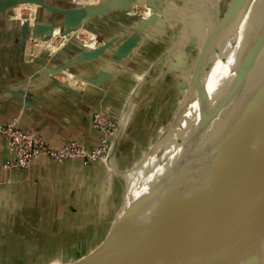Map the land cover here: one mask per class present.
<instances>
[{
    "label": "crops",
    "instance_id": "obj_1",
    "mask_svg": "<svg viewBox=\"0 0 264 264\" xmlns=\"http://www.w3.org/2000/svg\"><path fill=\"white\" fill-rule=\"evenodd\" d=\"M47 1L62 6L60 0ZM126 1L110 0L108 13L88 21L90 35L60 36L55 47L59 41L53 38L49 50L28 40L34 22L25 20L26 25L8 14L31 4L0 15V125L17 120L21 129L52 146L75 139L92 147L102 136L93 125L95 112L118 122L108 157L89 165L81 160L57 163L40 155L25 168L4 169L13 151L0 133V264H75L85 259L114 229L126 179L144 173L157 153L151 145L147 158L128 170L152 140L149 129L154 125L144 114L155 110L158 119L169 99L179 95H169L167 89L184 90L179 73L190 53L186 42L193 33L194 2L145 0L142 20L126 13ZM36 17L39 24L50 23ZM42 47L45 51H39ZM163 183L165 178L153 184ZM151 205L138 215V223L150 219ZM206 241L210 248L213 242Z\"/></svg>",
    "mask_w": 264,
    "mask_h": 264
},
{
    "label": "rangeland",
    "instance_id": "obj_2",
    "mask_svg": "<svg viewBox=\"0 0 264 264\" xmlns=\"http://www.w3.org/2000/svg\"><path fill=\"white\" fill-rule=\"evenodd\" d=\"M143 1L145 2V0ZM192 1L194 2L192 6L194 8L191 7V9L195 11V13H193L195 17L194 18L195 23H193L192 26L190 25L189 30L190 32L193 33L190 35L188 42H186L189 45L188 46L189 48L186 49V51L190 53H188L185 56L184 58L185 61L183 62V66H184L183 71L182 72L180 71L179 73L180 76L183 77L184 79V83H185L184 90H180V87L178 90L177 86L174 89L171 88L167 89L169 95L172 94V91H175V93L179 91V95L177 96V98L179 99H177L176 97L173 100L169 99L170 104L167 103L164 105L163 114L159 113L158 119H155L153 116L155 110L153 111V114H149V112H146L144 114L146 119L148 118L149 120H151V122H153L154 125L153 129H149V131L151 130L150 132L152 134L151 135L152 140H149V142L145 144L144 146L145 150H143L140 160L137 161V163H134L133 167H130L128 170L129 171L135 170L136 169L135 167L140 165L147 158L150 151H152L151 149H149L151 145L154 146V149H157V153H155V155L152 156L151 161H149V163H157L156 164L157 167L151 171L152 172L151 176L152 175L154 176L156 174L155 178L156 177L157 178L156 179L151 178L149 184L150 183L153 184L155 182H161L163 181L164 178L166 179L165 183L159 184L158 188L154 190L153 188L151 189V187L148 186L149 185L148 182L146 183L145 180L142 181V185H143L142 188L144 187L145 190L149 192V195L151 197L150 204L153 205L149 207L150 211H148V215L150 213L153 219L159 218L160 220L161 219L165 220L166 218L164 216H166L167 213L169 212L171 213L174 209L177 208L179 209L180 207H182L183 204H187L190 200H192L195 197L196 198L195 210L190 219V222L193 224L195 220L194 215L200 212L202 205L204 203V198H205L204 191L206 189L208 190L211 188L216 190L217 192H222L216 194L215 196L217 197V199L220 196L222 198V202H223V208L221 211L222 214H220L219 212L213 213L209 216V218L202 219L201 222H199L196 226L195 225L191 227L189 226L190 231L187 235L189 240L187 239L186 241H184L182 246L184 250L188 249L186 251L187 253L190 250H192L194 247H197V245L202 246V244H205L204 246H202V248L207 249L208 242L206 240L213 242V244H211L210 247L211 248L214 247V249L210 254H208L206 257H204L201 261L198 262V263H202L203 261H206L216 256L225 247L227 240L229 239L233 224V215L236 209L235 197H236V191H238V189H236L237 187H236L235 170L237 167V163L240 160L239 155L241 151L240 143L242 139L241 137L242 118H243V111L246 102L247 92L250 85L252 69L254 66L255 57L258 49V43L264 28V0L247 1L244 4V7L240 11V13L238 15L235 14L234 17H233L234 8L238 2L234 5L233 3L236 0H192ZM88 2H94L93 4H95L96 6L102 3L103 0H60L59 1V3L62 4V6L60 7H64V8L76 7V6L79 7L89 6ZM144 2L142 1L140 2V0H134V1L131 0L129 6L126 9L127 10L126 13L131 15L132 17L143 20V16H145L147 13ZM28 6L29 7L19 8L17 10L13 9L14 11L11 10L12 12L9 10L8 12V14L14 15L15 17H18L24 22L25 20L28 21L31 20L32 22L35 23L33 24L34 26L30 27L28 36L29 34L31 36V33H33V35H36L34 31L36 29V25L39 24L38 18L36 17L37 14L42 15L43 18H45V20L47 19L46 21L49 22L52 21L58 22V21H62L63 19L62 15L49 12L41 6L38 5L37 6L28 5ZM3 14H5V12H3L0 15ZM25 23L26 25H28L27 23L29 22H25ZM90 25L91 24L87 22L84 23V25H81L80 27L73 26L65 33L62 27L57 28L58 30L57 29L55 30L54 39L55 41L58 40L59 42L54 44V47L58 43L62 42L59 40L61 38L60 36H64L67 33H72V34L75 33V35L79 37L82 35H85L84 37H86L87 34L90 35L91 34ZM229 31L232 32L231 37H228V34L230 33ZM186 35L188 34L185 33V37ZM220 39L223 40L221 45L218 47V49L209 59L207 53L204 54L202 53L203 48L207 46L206 45L207 43H215ZM225 39L226 40L228 39L230 42H232L231 51L234 48V46L236 47L233 49L230 56L226 58V67L230 69L232 67L234 68V70H237L236 72L238 74L237 80L240 81L239 84L236 81L232 83L228 82L227 83L228 86H225V89L222 87L223 86L222 85L221 87H218L217 91L215 92L212 105L208 112V117L205 120V126L209 125V123H211L212 121L218 123L219 126L217 127L214 136H212L210 140V144L206 152L204 153L202 162L196 174H194L195 172H193V166H191L190 182L186 186V193L184 191V196L180 198L179 190L176 187L180 181L182 182V178L180 175H176L177 164L175 162V159L172 160L173 157L172 151L174 145L173 142H175L177 132L179 131V129H181L180 127H181L182 116L187 107L186 104L188 102L191 85L193 83V80L196 78L197 73H199L195 67L198 64L200 65V62H202L203 59H205L206 64L203 69V72L202 74L198 75V78L201 79H196L193 83V85H195L196 83H199V80H201L198 88L196 90L194 89L195 91L193 90L192 96L194 95V100L192 105H190L189 107V111L191 114H193L192 112H194L193 109L195 108L194 127L197 123V114L199 111L200 102L204 96L205 89L211 78V70L214 61L219 57V55H221V47ZM48 41L51 40L47 39L46 34H41V35L37 34V38L34 40V43L33 42L32 43L33 45L36 43L38 44L43 43V45L47 47V50H49L53 47L51 46V43ZM51 42L53 43V41ZM43 48L44 47H42L39 51L44 50ZM243 51H245V54L242 53ZM232 61H234L233 64H231ZM178 66H179V70H181L182 65L179 64ZM233 87L234 90L232 91V93H230V90ZM218 102H220L223 108L220 113L219 111H216V109L211 110V108L217 106ZM130 106H135V104L131 102ZM128 109L129 108H127V111ZM224 113H226V117L223 120H221V116ZM176 116L178 118H176ZM263 117H264V98L261 100L257 110L253 114L252 120L254 121L257 119H261ZM195 135L197 134L194 130L191 138V142L193 141V137ZM172 161L174 162L172 165H170V167L168 168L170 170L166 174V172L162 170L164 167H166V165H168ZM152 165H149L146 171ZM144 173L136 176L135 178L134 175H131L129 179L134 180L142 176ZM122 176L125 177L123 174ZM175 178H179L178 183L174 182ZM152 186L154 187L155 184H153ZM195 190L197 191V193L194 192ZM125 195H126V191L123 200L121 202V206L123 205V202L125 200L126 197ZM215 201L216 199L214 200V202ZM181 212H183V210ZM221 225L223 226V228L221 227ZM260 232L262 238L257 234V231L255 232V237L258 239V241H260L259 245L258 243L255 242L254 245L255 250H253L251 246L253 245L254 240H251V244L248 247L247 254L249 255L250 258L249 264H264V218L260 223ZM181 237L182 235H180V238ZM159 240H160V236L159 238H155L154 241L156 243ZM252 254H254L253 261L251 260ZM202 257L203 255H199L198 258H193L192 260L193 261L200 260ZM152 261L153 262L155 261L157 262V264H159L158 259H154ZM229 264H239V263L237 261H232Z\"/></svg>",
    "mask_w": 264,
    "mask_h": 264
},
{
    "label": "bare ground",
    "instance_id": "obj_3",
    "mask_svg": "<svg viewBox=\"0 0 264 264\" xmlns=\"http://www.w3.org/2000/svg\"><path fill=\"white\" fill-rule=\"evenodd\" d=\"M141 1L143 2V0H140V2ZM247 1H251V0H237L236 2L233 3L234 5L238 2L234 8L233 17L235 14L238 15L240 13V11L244 7V4ZM93 3L94 2H88L89 6L95 5ZM31 5L37 6L35 4H31ZM231 36H232V32L228 34V37ZM222 41L223 40L220 39L215 43H207L206 44L207 46L203 48L202 53L203 54L207 53L208 58L210 59L214 54V52L221 45ZM231 47H232V42H230L228 39L227 40L225 39L221 47V55H219V57L214 61L211 70V78L205 89L204 96L200 102L199 111L197 114V123L194 127L195 108L193 109L194 110V112H192L193 114H191L189 111V107L190 105H192L194 100V95L192 96L193 90L194 89L196 90L198 88L201 80H199V83H196L195 85H193V83L196 79H201L198 78V75L202 74L203 72V69L206 64L205 59H203V61L201 60L202 62H200V65L198 64L199 66L197 65L195 67L199 73H197L196 78L193 80V83L191 85L188 102L186 104L187 107L182 116L181 127H180L181 129H179V131L177 132L175 142H173L174 145L172 151L173 154L172 160L175 159V162L177 164L176 175H180L181 178H182V168H179V165L183 162L184 158L186 157L187 154L186 151L187 148L189 149L190 147L191 138L194 130L196 134L199 135L200 133H203L210 128L206 132L209 133V135L205 140L204 146L200 149L196 157V160L192 164L193 172H195L194 174H196L202 162L204 153L206 152L210 144V140L212 136H214L215 131L219 126L218 123H216L215 121H212L211 123H209V125L205 126V120L208 117V112L210 110L215 92L217 91L218 87H221L223 85L222 87L225 89V86H228L227 84L228 82L232 83L236 81L239 84L240 80H237L238 79V74L236 73L237 70H234V68L232 67L231 69L226 67V58L230 56L233 49L236 48L234 46V48L231 51ZM233 90L234 87L230 90V93H232ZM263 98H264V28L258 43V49L255 57L254 66L252 69L250 85L247 92L246 102L243 111V118H242V126H241L242 139L240 143L241 151L239 155L240 160L237 163V167L235 170L236 187H237L236 189H238V191H236V197H235L236 210L233 215V224L237 223V227L232 224L229 239L227 240L225 247L216 256L198 264H215L217 259L223 253L224 249L230 244V242L235 237L243 235L247 232V230L249 229V225L252 221V218L254 216V213L257 211V209H259L263 194L261 162L264 157V117L254 121L252 120V117ZM215 109L216 111H219V113L221 112L223 108L220 102L217 103V106L211 108V110H215ZM225 117H226V113L222 114L221 120H223ZM176 118L178 117L176 116ZM197 135H195L193 139ZM173 162L174 161L166 165V167H164L162 171H165L167 174V172L170 170L168 168L170 167V165L173 164ZM156 164L157 163H151L152 166L144 174L150 171L154 166H156ZM151 174L152 172L150 171L146 175L144 176L142 175L143 176L142 178L140 176L137 179H134L135 181L133 179L131 180L126 179L127 180L126 195H125L126 197L116 217L115 227L113 230L111 229L110 233L108 234L104 242L99 246L97 251L101 252L108 250L114 247L117 243L127 238H134L136 236H141V235H143L144 237L143 240H141L138 244L140 247L158 245V241L155 243L154 240L155 238H159L160 235L154 236L150 233L152 223L154 220H156V218L153 219L152 215L149 213L148 217L150 219L145 220L144 224L138 223L136 221L138 215L146 207H148V205L151 202V198L148 199L149 192H147L146 190H141L142 188H140L142 186L143 180H145L146 183L148 182L149 184L151 178L153 179L157 178V177L155 178L156 174L154 176L153 175L151 176ZM178 179L179 178H176L177 181ZM152 185L153 184L150 183L148 186L151 187V189L153 188L154 190L157 189L159 186L155 184V186L153 187ZM177 189L179 190V188ZM123 225L125 226L123 227ZM251 240H254V243L251 246V248L255 250L254 245L255 242L257 243L258 239L255 237V233H254L250 238L249 242L236 255L234 261H237L239 264L250 263L249 260L250 258L249 255L247 254V250L251 244ZM253 256L254 254L251 255L252 261H253ZM158 261L160 264L159 259ZM152 262L153 261L146 260L143 261L141 264H153V263L157 264V262L155 261L153 263Z\"/></svg>",
    "mask_w": 264,
    "mask_h": 264
},
{
    "label": "water",
    "instance_id": "obj_4",
    "mask_svg": "<svg viewBox=\"0 0 264 264\" xmlns=\"http://www.w3.org/2000/svg\"><path fill=\"white\" fill-rule=\"evenodd\" d=\"M130 2L131 0H127L123 8L128 7ZM24 4H35L43 7L49 12L63 16L62 21H52L49 24L46 23L36 25L34 32L39 35L46 34L47 38L51 36L56 27H64V32H67V30L71 29L73 26L80 27L91 19L108 13L111 5L110 0H106L96 6H76L64 8L53 5L47 0H0V14ZM242 53L245 54V51ZM233 63L234 61H232L231 64ZM209 129L200 133L193 139L187 151L186 157L179 165V168H182V182L179 187L180 198L184 196V187L190 182L191 166L196 160L200 149L204 146L205 140L209 135V133L206 132ZM261 174L263 188L262 199L259 209H257L254 213L249 229L245 234L235 237L230 242L215 264H229L234 261L236 255L244 248L256 231L262 238L260 234V223L264 218V157L261 162ZM204 192V203L200 212L194 215L195 220L193 224L190 222V219L195 210V197L187 204H183L179 209L177 208L171 213H167V215L164 216L166 218L165 220H160L158 218L153 221L150 233L154 236L160 235L158 245L140 247L138 244L141 240H143V235L136 236L134 238H127L105 251L99 252L97 251L98 248H96L85 259L75 264H141L143 261H152L154 259H159L160 264H197L204 257L210 254L214 247L206 249L200 248L201 246L197 245V247H194L192 250L185 253L182 246L184 241L188 239L187 235L190 231L189 226H196L202 219L209 218V216L213 213L219 212L222 214L221 211L223 208L221 196L218 199L215 197L216 194L222 192H217L211 188L208 190L206 189ZM215 199L216 201L214 202ZM182 210L183 212H181ZM233 225L237 227V223H234ZM180 235H182L181 238ZM199 255H203L200 260H192L193 258H198Z\"/></svg>",
    "mask_w": 264,
    "mask_h": 264
},
{
    "label": "built area",
    "instance_id": "obj_5",
    "mask_svg": "<svg viewBox=\"0 0 264 264\" xmlns=\"http://www.w3.org/2000/svg\"><path fill=\"white\" fill-rule=\"evenodd\" d=\"M55 30L47 38L48 40L54 38ZM68 34L70 33L65 34L64 37ZM30 37V41L34 43L37 34L31 33ZM93 125L102 132V136L98 144L86 147L83 142L75 139H69L61 146H52L42 136L21 129L17 120L2 124L0 125V133L5 137L8 146L13 151V157H9L4 162L3 167L4 169L25 168L40 155H46L57 163L81 160L85 165H89L102 161L108 157L112 137L116 135L118 130V122L102 112H95Z\"/></svg>",
    "mask_w": 264,
    "mask_h": 264
}]
</instances>
